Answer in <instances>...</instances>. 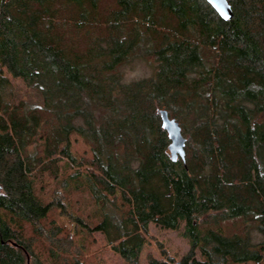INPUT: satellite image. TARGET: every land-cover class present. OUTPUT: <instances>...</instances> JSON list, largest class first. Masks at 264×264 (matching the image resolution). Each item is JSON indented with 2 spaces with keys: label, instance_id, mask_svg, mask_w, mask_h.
Instances as JSON below:
<instances>
[{
  "label": "trees",
  "instance_id": "trees-1",
  "mask_svg": "<svg viewBox=\"0 0 264 264\" xmlns=\"http://www.w3.org/2000/svg\"><path fill=\"white\" fill-rule=\"evenodd\" d=\"M228 1L0 0V264H85L80 232L142 264L151 223L190 247L145 264H264V0ZM137 56L154 73L127 81Z\"/></svg>",
  "mask_w": 264,
  "mask_h": 264
},
{
  "label": "rangeland",
  "instance_id": "rangeland-1",
  "mask_svg": "<svg viewBox=\"0 0 264 264\" xmlns=\"http://www.w3.org/2000/svg\"><path fill=\"white\" fill-rule=\"evenodd\" d=\"M121 71L125 80L131 81L153 75L154 65L150 60L141 56H137L129 63L122 65ZM13 82L16 86V92L19 97L31 99L35 98V95H33L34 93L32 94L31 91L28 90L27 86L22 80L13 79ZM48 191L50 192V189ZM45 197L49 199L52 197V194L47 193ZM75 199V202L77 201L78 205L75 204L74 208L77 209L78 206L80 209H82L83 216H86L87 213H92L91 210H94V205L91 201H89V196L87 193H83L82 195L77 194ZM55 217L64 225L66 229H68V225L71 226L69 219L65 218L64 216ZM221 223L225 229V232L227 233H245L246 223L242 218L223 220ZM251 233L254 237V240L261 239V235H259L256 230L252 229ZM73 237L76 242L80 241L85 245L81 246L83 248V253L77 250V253L75 255H71L70 258L75 257L80 253L82 256L79 258L83 260L85 264H127L123 258L113 252V250L107 244V241L105 240L102 233L94 232L91 235H86L85 233L80 232L79 235L77 234V236ZM146 240V245L141 256L142 264L147 262L149 256L162 257L165 252L167 254L179 257L190 247L189 240L184 235L183 225L179 229L173 230L151 223L149 226V234L147 235ZM46 241V244L49 245L50 241L48 239H46ZM63 251H65V249H62L61 252Z\"/></svg>",
  "mask_w": 264,
  "mask_h": 264
},
{
  "label": "water",
  "instance_id": "water-1",
  "mask_svg": "<svg viewBox=\"0 0 264 264\" xmlns=\"http://www.w3.org/2000/svg\"><path fill=\"white\" fill-rule=\"evenodd\" d=\"M223 19H229L233 16V8L228 0H207ZM162 127L167 131L170 143L168 145L169 154L172 160L176 161L181 158L186 162L187 155V138L183 133L180 122L171 116L168 109L161 108L158 110Z\"/></svg>",
  "mask_w": 264,
  "mask_h": 264
}]
</instances>
